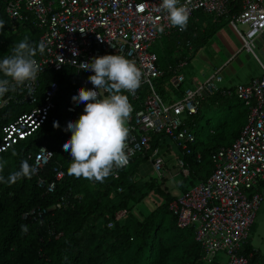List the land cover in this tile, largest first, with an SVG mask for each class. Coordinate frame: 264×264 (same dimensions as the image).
I'll return each mask as SVG.
<instances>
[{
    "label": "built area",
    "instance_id": "1",
    "mask_svg": "<svg viewBox=\"0 0 264 264\" xmlns=\"http://www.w3.org/2000/svg\"><path fill=\"white\" fill-rule=\"evenodd\" d=\"M236 1L240 9L233 12ZM160 3L161 0L6 1L4 10L10 18L15 20L20 12L27 11L36 20L42 28L38 39L44 42L45 49L43 53L37 51L34 57L40 65L36 79L0 96V151L31 134L46 119L58 97L60 84L57 80L46 81L43 74L65 67L72 73H62V79L75 80V84L65 92V99L69 101L62 103L63 130L57 136V147L63 155H70L63 150L64 141L71 136V132L65 130L66 125L69 120H77L84 108L83 104H76L72 96L81 87L94 89L88 80L94 73L80 69L79 63L108 54L135 61L143 74L141 85L134 93H123L132 106L127 121V158L148 149L152 133L169 136L175 145L184 149L186 143L193 140L183 126L184 118L196 112L205 96L217 91L220 77L215 70L194 88L184 89L180 97L163 100L155 82L164 70L157 65V56L149 47L159 34H168L175 27L168 22L167 13L158 10ZM180 3L189 10V18L196 11L228 18V25L240 41L239 48L253 53V39L264 29V0H180ZM237 24L246 25V29L241 30ZM73 49L78 55H73ZM260 68V76L249 84L236 85L231 92L220 90L223 94L233 93L244 104L247 109L244 125L229 145L213 153L210 174L169 202V209L177 214V225L194 227V239L200 246L201 259L206 262L221 252L226 256L225 264H246V258L238 250L247 238L261 200L260 194L254 191L248 195L247 189L264 178V65L261 63ZM181 80L180 75L170 79L168 91H171L170 86L176 88ZM98 91L102 97L109 94L104 89ZM17 106H21L20 110ZM157 151L155 148L151 152L155 157L150 165L152 171L162 177V158ZM52 155L53 151L41 144L32 159L30 157L35 185L45 193L51 192L64 174L55 163L51 167L52 179L46 181L37 176ZM177 164L186 174L182 162ZM114 169L112 174L115 175ZM59 199L63 202L65 197ZM60 200L54 203L55 208L61 206ZM44 212L45 209L37 207L30 209L27 215L40 220ZM123 213L124 210H120L114 218L118 219Z\"/></svg>",
    "mask_w": 264,
    "mask_h": 264
},
{
    "label": "trees",
    "instance_id": "2",
    "mask_svg": "<svg viewBox=\"0 0 264 264\" xmlns=\"http://www.w3.org/2000/svg\"><path fill=\"white\" fill-rule=\"evenodd\" d=\"M6 1L0 0V20L5 22L0 30V59L10 55V47L25 38L30 44L38 45L42 31L27 11L20 12L15 20L10 18L4 10ZM239 9L236 1L231 11ZM199 15L205 19L210 17L205 27L199 25L203 17L196 21ZM222 18L226 17L196 11L185 30L175 27L163 35L165 44L162 49L170 55L157 56L156 63L164 72L155 82L163 100L182 95L187 88L181 86L183 78L176 88L170 86L171 91L165 85L179 75V69L186 64L187 54L193 55L204 45L220 26ZM66 72L72 73L65 67L44 72L48 80H57L60 84L58 97H55L44 124L0 151V162L5 165L0 175L5 178L19 170L22 161L26 160L30 165L41 144L50 148L53 155L37 176L46 181L52 179L51 167L55 163L64 172L53 190L47 193L35 185L36 175L33 174L13 183H0V264H220L217 254L221 252L209 262L201 259L194 227L178 226L177 214L169 209V202L210 174L213 153L229 145L244 125L247 112L244 104L233 93L208 95L210 107L213 108L214 104L213 109L219 112L215 124L212 126L207 119L203 125H198L197 121L202 117V99L196 112L184 118L183 126L193 136L184 149L175 145L169 136L152 133L149 148L129 157L125 166L114 169L115 175L111 174L102 183L89 181L69 175L71 157L57 149L56 133L61 129L54 128L53 122L58 121L60 125L64 111L62 103L69 101V98L65 99V92L75 84V80L62 79V73ZM21 106L17 109L20 110ZM205 131L207 133H203ZM174 147L177 151L172 154ZM155 148L162 158V173L173 169L178 161L187 170L186 174L181 170L178 172L180 179L175 184L180 187L179 195L162 186L164 177H158L152 171L150 162L155 155L151 152ZM61 196L65 197L63 202L59 199ZM156 198L161 201L157 202ZM59 200L61 206L55 208L53 205ZM35 207L45 209L40 220L28 215L22 217ZM120 210L124 213L114 219ZM22 225H27L26 232L21 231ZM238 253L246 258V264H258L259 252L247 238Z\"/></svg>",
    "mask_w": 264,
    "mask_h": 264
},
{
    "label": "clouds",
    "instance_id": "3",
    "mask_svg": "<svg viewBox=\"0 0 264 264\" xmlns=\"http://www.w3.org/2000/svg\"><path fill=\"white\" fill-rule=\"evenodd\" d=\"M158 10L167 13V20L171 26L181 31L186 29L189 10L180 3V0H161ZM4 25L5 22L0 20V30ZM44 49L43 41L33 45L26 38L10 47V55L0 59V96L17 86L24 85L27 81L36 79L40 65L34 57L37 51L43 53ZM72 51L74 56L78 55L77 50ZM79 64L80 69L94 73L88 77L94 89L81 87L72 96V100L76 104H83L84 108L77 120L67 122L65 130L70 131L71 136L64 141L63 150L69 152L71 157L69 175L102 183L112 174L114 168L123 167L128 162L125 147L129 135L127 121L132 106L128 96L123 93H134L141 85L143 74L135 61L119 54L96 56L89 62ZM99 89H104L109 94L102 97ZM44 121L32 132L44 124ZM53 127L62 131V121L60 125L58 121H54ZM61 131L56 135L58 136ZM4 166V163L0 162V172H3ZM33 171L26 160L22 161L19 170L9 173L7 178L0 175V183H13L22 177H30ZM260 180L253 188L247 189L248 195L255 191L262 199V191L256 189ZM27 213L22 214V217ZM21 231L26 232L27 225H22Z\"/></svg>",
    "mask_w": 264,
    "mask_h": 264
},
{
    "label": "crops",
    "instance_id": "4",
    "mask_svg": "<svg viewBox=\"0 0 264 264\" xmlns=\"http://www.w3.org/2000/svg\"><path fill=\"white\" fill-rule=\"evenodd\" d=\"M199 17H203L201 22L199 23V25L202 27H205V25L210 22V17L205 19V17L202 15L196 17L197 22H199ZM219 25L220 26L208 37V40L204 43V45L201 46L197 51H195V53L199 51H202L203 54L208 53V57L210 58L209 61L211 63L209 70L211 72L209 71L208 73L200 74L204 79L213 71L218 70L220 82H218V89L215 92L222 93L223 90H233L234 86L236 85L249 84L253 79L258 78L260 76V63L264 65V29H262V31H260L254 37L252 49L253 53H250L244 49L239 48L240 41L229 25L227 26V30L222 29L221 24ZM205 46H207V49L209 51L207 49L205 50ZM185 65H183L182 67H184ZM193 77L194 75L190 76L189 82L191 78L193 79ZM42 78H44L46 81H49L46 78V74L43 75ZM46 81L43 82V85H45ZM207 96H205L202 100L203 104H201V109H205L211 106V104H209L210 101ZM214 106L215 105L212 104L213 108ZM233 139L231 140V142L233 141ZM256 189L260 192L264 190V179H261L259 181Z\"/></svg>",
    "mask_w": 264,
    "mask_h": 264
},
{
    "label": "rangeland",
    "instance_id": "5",
    "mask_svg": "<svg viewBox=\"0 0 264 264\" xmlns=\"http://www.w3.org/2000/svg\"><path fill=\"white\" fill-rule=\"evenodd\" d=\"M222 29L227 30L228 29V23L227 19H222L221 22ZM238 28L241 30L246 29V25L244 24H237ZM165 37L161 34H159V37L155 39L150 47L149 50L153 53H155L156 56H166L168 57L170 54L163 50L165 44ZM240 43V42H239ZM205 50L207 49V46L204 47ZM208 50V49H207ZM173 50L172 52H174ZM209 51V50H208ZM205 54V55H204ZM201 51L194 53L193 55L187 54L186 57V64L184 67H181L178 71V74L183 78V81L181 83V86H187L189 88H194L197 84H200L203 80L202 75L200 73H208L210 70V58L208 57V53H204ZM205 58V59H204ZM211 72V71H210ZM191 75H194L193 79L191 78L189 82V78ZM167 87V84L165 85ZM219 112H217L215 109L208 107L202 109V117L197 121L198 125L201 126L205 123V120L209 119V123L214 126L217 115ZM207 133V131L203 132ZM176 148L174 147L172 149V154L176 153ZM164 170V169H163ZM179 169L177 167V164L173 167V169H169L168 171H163V181L162 186H166L167 190L174 194L179 195L180 190L175 182L180 179V175L178 174ZM160 179H157L159 182ZM186 184V183H185ZM157 202H159L160 198H156ZM161 201V200H160ZM247 240L252 245V247L259 252V259L258 264H264V198L262 197L261 201L259 202L257 209L255 211L253 224L248 230L247 234ZM217 259L220 260V264H225L226 257L222 253L217 254Z\"/></svg>",
    "mask_w": 264,
    "mask_h": 264
},
{
    "label": "water",
    "instance_id": "6",
    "mask_svg": "<svg viewBox=\"0 0 264 264\" xmlns=\"http://www.w3.org/2000/svg\"><path fill=\"white\" fill-rule=\"evenodd\" d=\"M262 195H263V197H264V190H262Z\"/></svg>",
    "mask_w": 264,
    "mask_h": 264
}]
</instances>
